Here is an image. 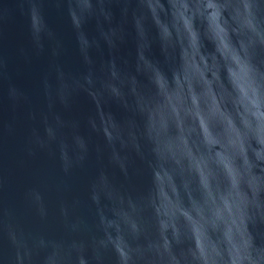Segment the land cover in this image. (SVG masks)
Here are the masks:
<instances>
[{
  "label": "water",
  "instance_id": "95a60500",
  "mask_svg": "<svg viewBox=\"0 0 264 264\" xmlns=\"http://www.w3.org/2000/svg\"><path fill=\"white\" fill-rule=\"evenodd\" d=\"M0 264H264V0H0Z\"/></svg>",
  "mask_w": 264,
  "mask_h": 264
}]
</instances>
